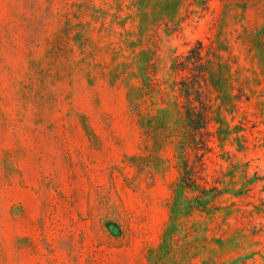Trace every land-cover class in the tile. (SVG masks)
I'll list each match as a JSON object with an SVG mask.
<instances>
[{
    "label": "rangeland",
    "instance_id": "374dc122",
    "mask_svg": "<svg viewBox=\"0 0 264 264\" xmlns=\"http://www.w3.org/2000/svg\"><path fill=\"white\" fill-rule=\"evenodd\" d=\"M0 264H264V0H0Z\"/></svg>",
    "mask_w": 264,
    "mask_h": 264
},
{
    "label": "trees",
    "instance_id": "16d2710c",
    "mask_svg": "<svg viewBox=\"0 0 264 264\" xmlns=\"http://www.w3.org/2000/svg\"><path fill=\"white\" fill-rule=\"evenodd\" d=\"M207 55L205 45L196 41L174 65V70L180 76V91L188 101L185 120L192 132L206 130L209 123L210 105L204 93L207 84Z\"/></svg>",
    "mask_w": 264,
    "mask_h": 264
}]
</instances>
